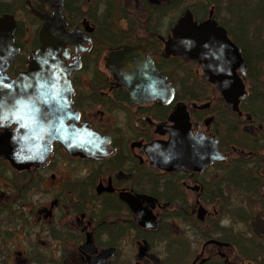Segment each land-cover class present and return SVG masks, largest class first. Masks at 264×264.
Here are the masks:
<instances>
[{
	"label": "flooded vegetation",
	"instance_id": "obj_1",
	"mask_svg": "<svg viewBox=\"0 0 264 264\" xmlns=\"http://www.w3.org/2000/svg\"><path fill=\"white\" fill-rule=\"evenodd\" d=\"M0 264H264V0H0Z\"/></svg>",
	"mask_w": 264,
	"mask_h": 264
}]
</instances>
